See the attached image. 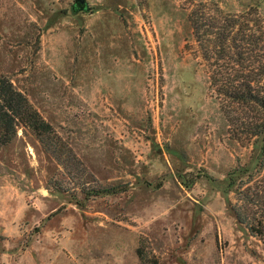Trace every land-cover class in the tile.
Listing matches in <instances>:
<instances>
[{"label":"rangeland","instance_id":"obj_1","mask_svg":"<svg viewBox=\"0 0 264 264\" xmlns=\"http://www.w3.org/2000/svg\"><path fill=\"white\" fill-rule=\"evenodd\" d=\"M84 1L0 0V74L52 127L0 146V264H264V202L260 235L231 208L264 111L219 100L189 20L245 15L264 94V0Z\"/></svg>","mask_w":264,"mask_h":264},{"label":"trees","instance_id":"obj_2","mask_svg":"<svg viewBox=\"0 0 264 264\" xmlns=\"http://www.w3.org/2000/svg\"><path fill=\"white\" fill-rule=\"evenodd\" d=\"M245 18V15L239 14L232 18L227 17L225 20L211 21L203 10H197V13L192 10L189 13L195 41L201 47L203 59L211 65H221L210 75L211 85L219 100L225 99L231 103L256 107L264 111V94L258 84V78H254L257 72L250 68L257 61L254 52L262 40L263 33L256 35L255 31L247 32L249 25L240 21ZM258 25L261 27L262 22L260 21ZM212 59L213 63H210ZM229 61L249 69L246 72L235 70L234 73L221 71L224 65L227 66L224 62ZM220 62L223 63L219 64ZM20 124L29 128L37 139L43 142L45 135L52 132L51 125L31 105L28 98L14 87L8 77L0 74V146L7 145L14 139L17 126ZM262 133H264V123L260 121L249 134L258 136ZM45 146L50 150L48 145ZM248 175H250L248 181L252 182L253 175ZM228 183L230 186L234 185V179L229 177ZM236 192L240 196L238 199L246 203L241 208L232 204L231 208L236 220L240 224L246 223L252 234H262L261 229L257 227L261 221L255 218L253 208L264 202V178L261 184L253 182L247 187V191L238 189Z\"/></svg>","mask_w":264,"mask_h":264},{"label":"water","instance_id":"obj_3","mask_svg":"<svg viewBox=\"0 0 264 264\" xmlns=\"http://www.w3.org/2000/svg\"><path fill=\"white\" fill-rule=\"evenodd\" d=\"M85 1L84 0H74V5H73V8L75 10H78V9H83L85 8Z\"/></svg>","mask_w":264,"mask_h":264}]
</instances>
